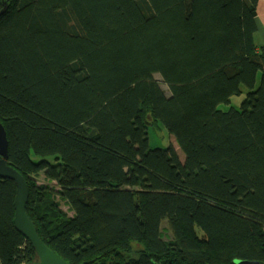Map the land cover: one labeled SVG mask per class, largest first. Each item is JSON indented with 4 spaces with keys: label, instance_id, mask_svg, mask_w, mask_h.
Segmentation results:
<instances>
[{
    "label": "trees",
    "instance_id": "1",
    "mask_svg": "<svg viewBox=\"0 0 264 264\" xmlns=\"http://www.w3.org/2000/svg\"><path fill=\"white\" fill-rule=\"evenodd\" d=\"M3 2L0 122L44 243L69 264H264L259 0ZM161 127L184 161L151 147ZM16 190L0 178V264H33Z\"/></svg>",
    "mask_w": 264,
    "mask_h": 264
},
{
    "label": "water",
    "instance_id": "2",
    "mask_svg": "<svg viewBox=\"0 0 264 264\" xmlns=\"http://www.w3.org/2000/svg\"><path fill=\"white\" fill-rule=\"evenodd\" d=\"M8 3L3 2V9L0 10V19L6 14ZM9 142L7 132L0 122V178L11 180L16 184L15 197V218L14 224L26 240H28L37 254V261L33 264H69L59 254L44 243L38 234L35 223L27 213V205L30 198L29 186L26 179L17 170L8 164L9 160ZM236 264H259L251 261L237 260Z\"/></svg>",
    "mask_w": 264,
    "mask_h": 264
},
{
    "label": "rangeland",
    "instance_id": "3",
    "mask_svg": "<svg viewBox=\"0 0 264 264\" xmlns=\"http://www.w3.org/2000/svg\"><path fill=\"white\" fill-rule=\"evenodd\" d=\"M246 93V91H245ZM246 94H244L241 97H235L232 101V105L228 106V105H221L220 109L223 111H227L230 109V107H234L236 109H240L242 101L245 99ZM162 129H150L149 132V138H150V145L152 148H161V149H166L170 146V144L173 145V147L176 149L177 153L179 154V157L182 161H184V155L181 152L180 148L178 147L177 143L175 142V140L173 138H170L167 134V132L164 130L163 127H161ZM173 172V176L174 179H177V177L175 176V170L172 171ZM40 183L43 184L44 180H40ZM55 201L58 203L59 207H61L65 213H67L69 216H73L72 211L69 209V207L65 204L64 201H62L59 197H55ZM257 224V223H255ZM259 225V224H257ZM170 235V234H168Z\"/></svg>",
    "mask_w": 264,
    "mask_h": 264
},
{
    "label": "crops",
    "instance_id": "4",
    "mask_svg": "<svg viewBox=\"0 0 264 264\" xmlns=\"http://www.w3.org/2000/svg\"><path fill=\"white\" fill-rule=\"evenodd\" d=\"M257 43L260 46H264V0H259L257 5Z\"/></svg>",
    "mask_w": 264,
    "mask_h": 264
}]
</instances>
